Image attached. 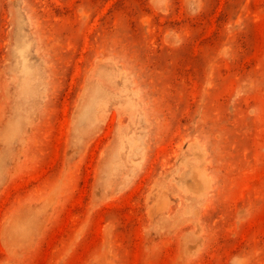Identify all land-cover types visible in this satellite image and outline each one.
Returning <instances> with one entry per match:
<instances>
[{
  "label": "rangeland",
  "instance_id": "374dc122",
  "mask_svg": "<svg viewBox=\"0 0 264 264\" xmlns=\"http://www.w3.org/2000/svg\"><path fill=\"white\" fill-rule=\"evenodd\" d=\"M0 264H264V0H0Z\"/></svg>",
  "mask_w": 264,
  "mask_h": 264
}]
</instances>
